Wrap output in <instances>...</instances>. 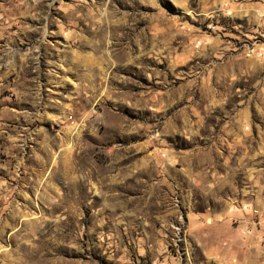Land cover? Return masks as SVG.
<instances>
[{"label": "rangeland", "instance_id": "374dc122", "mask_svg": "<svg viewBox=\"0 0 264 264\" xmlns=\"http://www.w3.org/2000/svg\"><path fill=\"white\" fill-rule=\"evenodd\" d=\"M0 264H264V0H0Z\"/></svg>", "mask_w": 264, "mask_h": 264}]
</instances>
